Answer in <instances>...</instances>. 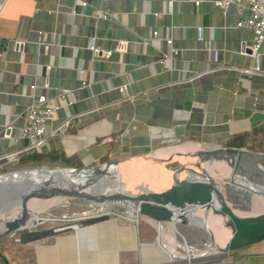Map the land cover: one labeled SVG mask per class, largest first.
<instances>
[{"label": "crops", "instance_id": "crops-1", "mask_svg": "<svg viewBox=\"0 0 264 264\" xmlns=\"http://www.w3.org/2000/svg\"><path fill=\"white\" fill-rule=\"evenodd\" d=\"M77 2L0 0V47L6 50L0 156L19 146L2 136L3 129L22 126L35 84L37 93L57 97L53 128L72 116L63 132L47 136L43 151L62 150L76 165L227 147L264 157V41L257 59L247 51L253 33L237 26L249 14L246 7L225 10L216 0H172L170 7L168 0H89L77 10ZM103 7L106 19L93 13ZM90 37L111 55L94 53ZM15 40L23 41L20 50ZM63 88L69 91L64 99L58 97ZM161 229L147 218L116 216L35 243L6 235L13 243L0 251L10 264L182 260L165 251ZM204 264H264V239Z\"/></svg>", "mask_w": 264, "mask_h": 264}, {"label": "water", "instance_id": "water-1", "mask_svg": "<svg viewBox=\"0 0 264 264\" xmlns=\"http://www.w3.org/2000/svg\"><path fill=\"white\" fill-rule=\"evenodd\" d=\"M80 5L78 0L77 10H80ZM247 51L252 53L251 48ZM247 150L227 147L197 151V154L202 153L197 159L182 158L186 155L179 152H147L72 166L6 164L0 168V211L11 209V206L5 207L10 204L16 205L18 211L0 222V236H16L21 244L35 243L110 217L107 213L87 217L74 214L70 218H62L64 222L61 224L38 227L46 220L39 211L31 215L29 204L53 199L59 200L57 203L70 201L80 206L121 208L126 217L150 219L159 229L167 226L183 239L180 227L195 228L204 233L200 241L203 250L201 256L198 254L200 259L228 257L264 239V209L255 208L258 197H264V190L245 186L247 182H257L262 172L257 168L251 171L239 164V155L243 156ZM220 151L234 155V160H230L231 157L224 160L229 170L222 184L211 172L212 162L209 160ZM243 158L246 159L245 156ZM259 158L262 160L264 157ZM169 162H177L178 166L168 169L166 164ZM261 167L264 169V165ZM116 175L125 176L128 181L119 182L113 178ZM168 175L170 178L165 179ZM136 178L143 182L137 183ZM35 217L37 221L29 224L28 221ZM45 217L51 220L59 218ZM224 229L229 234L224 235ZM0 259L10 264L1 251Z\"/></svg>", "mask_w": 264, "mask_h": 264}, {"label": "built area", "instance_id": "built-area-1", "mask_svg": "<svg viewBox=\"0 0 264 264\" xmlns=\"http://www.w3.org/2000/svg\"><path fill=\"white\" fill-rule=\"evenodd\" d=\"M81 6L85 7L89 0H80ZM194 4L198 5L199 0H193ZM172 0H168L169 7L171 6ZM216 5L221 9H227L232 5H235L238 12H241L243 7H246L249 11V14L240 18L237 22V26L247 27L253 33V40L250 48L252 50V55L257 59L258 50L264 41V0H216ZM95 16H100L104 19L108 18V10L103 8H97L94 10ZM153 36H157V31H153ZM167 44L171 45V39L166 40ZM14 47L19 49L23 45L22 40H15L13 42ZM88 47L94 53L103 54L105 57L111 55V50H102L99 46H94L92 44V38H89ZM6 56V50L0 47V60L4 61ZM258 69L256 68H245L247 72H254ZM3 74V68H0V77ZM31 92L34 94V100L30 103L25 111L24 123L17 130H14V127L7 125L3 129L2 136L4 138L10 139L12 144L19 145L13 150H8V152L0 156V165L17 163L19 158L27 153L36 151H43V146L47 142V136L50 133H61L65 128L68 127L70 121L72 120L71 114L67 115L58 125L54 128L51 125L54 120L55 111L59 108V102L57 97L50 98L42 92L37 93V86L32 84L30 86ZM124 89V88H123ZM122 89V90H123ZM69 95L68 89H61L59 93V98H66ZM68 103L71 104L72 101L68 100ZM21 142V143H20ZM86 208L81 212L74 213L75 215L80 216H95L103 213L113 214V211L109 207L105 206H96V205H86Z\"/></svg>", "mask_w": 264, "mask_h": 264}, {"label": "rangeland", "instance_id": "rangeland-1", "mask_svg": "<svg viewBox=\"0 0 264 264\" xmlns=\"http://www.w3.org/2000/svg\"><path fill=\"white\" fill-rule=\"evenodd\" d=\"M199 156H200V154H199ZM226 156H228V155H226ZM227 158H229V156ZM224 160L225 159L222 158V159L218 160L217 162H212V166L210 167L211 172L214 174L216 180L220 184H222L226 180L227 173L229 170V167L227 166V164ZM259 163L261 165H264V159L260 160ZM177 166H178L177 162H169L166 164V167L168 169H174ZM113 178H115L119 182H123V183L125 181H128V179L122 175H116ZM169 178H170L169 175L167 177H165V179H169ZM129 181H132V180H129ZM245 186L252 187L250 184H247V183L245 184ZM253 186H255V185L253 184ZM9 206H11V209L0 211V222L4 218L10 217V215L14 214L17 211L16 205L10 204V205H7L5 207H9ZM256 207L259 209H264V197H258V203L255 204V208ZM85 208H86L85 206L75 205L73 202H70V201L53 204L52 206H49L48 208H45L42 211H39V215H41L43 217H45L46 215H48L50 217L59 216V218L57 220L56 219L55 220H46L42 224H39L38 226L39 227H46V226H50L53 224H61L64 222V220L62 218H70L71 216H74V213L81 212ZM110 209L113 211V214H110V217H116V216L117 217H119V216L125 217L126 216V214L124 213V211L121 208H110ZM211 217L215 218L214 215H212ZM211 217H210V219H211ZM31 223H33V222H31ZM31 223H29V224H31ZM180 231H181L182 235L184 236V239L180 235H178L177 233L172 232V231H171L172 232L171 235H169V237H168V232L166 230H164V231H163V229L160 230V241H161L160 243H162L165 251L169 252L170 258H172L171 257L172 253H174L173 255H176V256H180V255H184V254L186 255L184 246H187V248L192 250L193 252L203 251L201 248L200 241H201V236H203L204 233H202L198 229H195V228L190 229V227H183V226L180 227ZM0 237H1L0 238V246L4 247V249H8L7 247H10L13 243L12 239L6 237V235L0 236ZM164 245H166V246H164ZM5 246H7V247L5 248ZM172 248H173V250H172ZM208 260H210L209 257H206V258H201L198 260L194 259V260H192V262L204 263ZM187 263H188V260H186V259L185 260L184 259L183 260L178 259V260H173L170 262V264H187ZM195 263H193V264H195Z\"/></svg>", "mask_w": 264, "mask_h": 264}, {"label": "bare ground", "instance_id": "bare-ground-1", "mask_svg": "<svg viewBox=\"0 0 264 264\" xmlns=\"http://www.w3.org/2000/svg\"><path fill=\"white\" fill-rule=\"evenodd\" d=\"M190 150V149H189ZM197 151H195V154H192V153H184L186 156H181L182 158H193V159H197V158H199L200 156H199V154H197L196 153ZM226 155H228L227 154V152L226 151H220V152H217V153H215V155H212L210 158H209V160L211 161V162H217L218 160H220V159H227V157L229 156H226ZM233 156L234 155H230L229 156V158L231 157L232 159H230V160H234V158H233ZM246 157V159L245 158H243V157ZM182 158H180L181 160H183ZM239 160H240V163L239 164H243V166L244 167H246V168H249L251 171H253V169L255 170L256 168H257V170L258 171H260V172H262V174H261V177H259L258 179H257V182H255L254 183V185L255 186H253V184L251 183V182H249V184L252 186V187H254V188H256V189H259V190H264V169L261 167V164L259 163V161H260V158H259V156L257 155V154H255V153H253L252 151H250V150H247L245 153H244V155L242 156V155H239ZM223 166V165H222ZM224 167V166H223ZM222 167V168H223ZM211 170V169H210ZM225 172V171H224ZM188 175V174H187ZM186 175V176H187ZM221 175V174H220ZM133 179V178H132ZM248 183V182H247ZM59 200H53V199H48V200H43V201H38L37 203H30L29 204V208H30V210H32V211H30V213H31V215H33L34 213L33 212H35V211H42L43 209H45V208H48L49 206H52L53 204H55V203H57ZM17 211H18V207H17ZM16 211V212H17ZM15 212V213H16ZM14 213V214H15ZM13 215V214H12ZM35 215V214H34ZM208 216H210V214H208ZM10 217H11V215H10ZM37 219L38 218H36L35 217V219L34 220H30V221H28L29 223H31V222H35V221H37ZM44 220H51L49 217H44ZM27 222V223H28ZM207 223L209 224V220L207 219ZM139 230V229H138ZM227 234H229L228 233V231H225V229H224V235H227ZM184 246V245H183ZM184 248H185V253H186V255L184 254V255H180V256H176V255H173L174 253H172V255H171V257L173 258L174 256L175 257H181L182 259L184 258V259H186V260H188L189 261V263H187V264H193V263H195V262H192V260H198V259H200V257H199V255L198 254H200V256H201V253H203V251H200V252H193V251H191L190 249H188L187 248V246H184ZM172 250H173V248H172ZM206 254H208V253H206ZM205 254V255H206ZM196 256H198V257H196ZM194 257H196V258H194ZM194 258V259H193ZM206 258V257H205ZM179 259V258H178ZM216 259V258H215ZM195 264H202V263H195ZM204 264V263H203Z\"/></svg>", "mask_w": 264, "mask_h": 264}, {"label": "trees", "instance_id": "trees-1", "mask_svg": "<svg viewBox=\"0 0 264 264\" xmlns=\"http://www.w3.org/2000/svg\"><path fill=\"white\" fill-rule=\"evenodd\" d=\"M108 161L107 157L103 158L101 162ZM19 164H48V165H76L72 158L67 157L62 150L51 149L47 152H30L21 156L18 160Z\"/></svg>", "mask_w": 264, "mask_h": 264}, {"label": "flooded vegetation", "instance_id": "flooded-vegetation-1", "mask_svg": "<svg viewBox=\"0 0 264 264\" xmlns=\"http://www.w3.org/2000/svg\"><path fill=\"white\" fill-rule=\"evenodd\" d=\"M53 225H55V224H53ZM39 227V226H38Z\"/></svg>", "mask_w": 264, "mask_h": 264}]
</instances>
